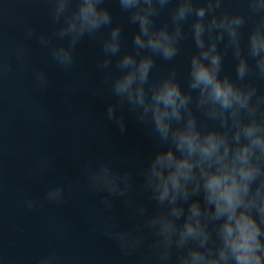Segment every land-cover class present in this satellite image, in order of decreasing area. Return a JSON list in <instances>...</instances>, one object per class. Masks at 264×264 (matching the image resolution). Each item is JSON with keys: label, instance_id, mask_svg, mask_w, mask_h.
Segmentation results:
<instances>
[{"label": "clouds", "instance_id": "1", "mask_svg": "<svg viewBox=\"0 0 264 264\" xmlns=\"http://www.w3.org/2000/svg\"><path fill=\"white\" fill-rule=\"evenodd\" d=\"M43 2L51 34L26 25L24 39L35 38L52 64L71 69L79 41L101 34L97 67L112 72L115 98L106 118L123 132L126 109L153 143L137 174L151 207L129 199L137 186L130 171L103 160L83 165L88 189L107 194L100 205L111 209L114 198H123L137 218L131 229H118L110 217L103 235L125 256L150 237L155 264H264V0H234L231 6L228 0ZM109 3L135 26L130 47H123L124 25L114 21ZM189 39L183 81L174 65L154 76L156 58L173 62ZM229 53L234 73L223 71ZM27 54L23 44L14 49L22 66ZM9 71L0 53V79ZM31 76L36 87L48 86L44 68L33 67ZM65 192L56 184L42 199L59 205ZM23 206L32 209L37 200L26 197ZM62 260L51 251L36 264ZM142 264H152V255Z\"/></svg>", "mask_w": 264, "mask_h": 264}, {"label": "water", "instance_id": "2", "mask_svg": "<svg viewBox=\"0 0 264 264\" xmlns=\"http://www.w3.org/2000/svg\"><path fill=\"white\" fill-rule=\"evenodd\" d=\"M228 3L231 6L234 0ZM109 7L114 21L124 25L123 47H130L135 26L127 23L115 3ZM49 13L43 0L0 2V53L10 65L7 76L0 79V256L5 264H36L39 257L55 251L63 257L61 264H142L151 254L155 264L150 237L143 248L125 256L115 241L103 235L110 217L118 229H131L137 218L123 198H114L111 209L100 205V198L107 194L90 191L83 175L85 163L100 160L130 171L137 186L129 199L151 207L148 194L138 188L137 175L153 149L151 137L126 109L123 132L106 118V106L115 98L110 93L112 72L97 67L101 34L79 41L71 69L52 64L48 51L35 38L24 39L26 25L51 34ZM165 16L162 13L159 20ZM21 44L28 48L24 66L14 55ZM191 50L189 39L182 42L173 62L157 57L153 75L174 65L183 81ZM33 67L46 70V88L33 83ZM223 71L234 73L230 53ZM56 184L66 187L59 205L42 199L47 188ZM26 197L37 200V206L25 208Z\"/></svg>", "mask_w": 264, "mask_h": 264}]
</instances>
